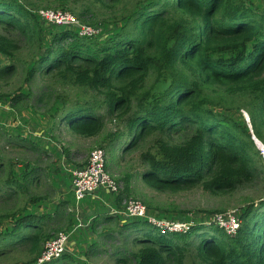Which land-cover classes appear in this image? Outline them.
Segmentation results:
<instances>
[{"label": "trees", "instance_id": "trees-1", "mask_svg": "<svg viewBox=\"0 0 264 264\" xmlns=\"http://www.w3.org/2000/svg\"><path fill=\"white\" fill-rule=\"evenodd\" d=\"M41 5L110 32L81 37L74 27L46 25L34 12ZM0 60V102L31 99L34 110L53 111L52 137L63 127L97 139L106 170L108 162L121 165L123 190L109 192L118 206L132 195L136 176L158 192L198 188L214 195L264 172L247 124L225 113L245 109L264 145V11L246 0H0ZM21 147L25 162L0 163V264H37L45 243L74 222L64 202L53 214L32 211L53 191L54 160L42 167L48 150ZM135 161L142 170L134 175ZM237 217L239 227L228 235L203 223L186 233L160 232L146 220L122 224L106 215L103 225L115 228L102 237L120 242L108 256L115 264H264V197ZM97 244L84 256H99ZM45 264L74 261L63 254Z\"/></svg>", "mask_w": 264, "mask_h": 264}, {"label": "rangeland", "instance_id": "rangeland-1", "mask_svg": "<svg viewBox=\"0 0 264 264\" xmlns=\"http://www.w3.org/2000/svg\"><path fill=\"white\" fill-rule=\"evenodd\" d=\"M246 3L262 12L264 11V0H246ZM34 10L35 14L38 16V20H41L46 25L54 24L48 22L44 18V15L54 11L70 13L75 20V23L72 24L71 27L76 28L81 37L86 36L81 35V32L86 28H89L92 31V36L94 37L103 36L110 32L104 24L96 23L94 26L80 24L79 19L75 14L68 10L45 5L34 8ZM48 30L51 31L53 29L49 28ZM2 62L3 60H0V64H2ZM38 87L39 84L34 83L29 88L32 91H36ZM22 93L27 96L28 91L26 88ZM70 94L72 96V93ZM23 100H25L26 103L22 102ZM237 105L239 104H236V106ZM34 109L31 99H22L20 102H17L15 106L12 105L10 99H3L0 102V163H10V159L13 160V162H11L13 164H15L14 161H20V164L25 162L27 159L22 151L24 148L21 146H25V148L38 146L44 147L48 150L47 152L50 153L49 158L47 159L46 157H43L40 165L45 167L48 161L53 157L54 163L48 172L49 182L53 185V191H50L49 200L33 205L32 211L37 214H53L60 203L64 202L67 204L69 211L74 213V222L68 232H66L69 234V243L66 246V252L64 254H69L72 257L74 264H115L114 261L116 259H109L108 256L111 252V247L114 245H120V242H111V240L102 237L103 233L115 228V223L103 225V217L107 214L110 216H117L122 224L125 223V221L138 222L142 219L146 220L149 225L146 218H138V216L131 218L130 216L125 215L124 217V215H122L129 200L140 201L147 210L146 214L148 217L155 218L156 220H164L167 225L171 224V228L182 230L174 232L186 233L187 226H189L190 230V228H193L199 223L207 225L215 214H224L231 210L233 212L235 211L236 216H238L239 212H242L245 207L251 203H258V201L264 197V175H262L264 172L261 173L260 170L261 177H257L254 182L238 188L233 192L214 195L203 192L198 188L175 193L169 191L158 192L150 189L136 176L131 181V186L133 188L132 195L123 199L118 206L116 200L124 187V184L120 181V178L122 177L120 169L121 165L116 166L115 164L108 162L107 165L110 166V169L106 170L105 162L104 170L109 178L113 182H116L118 195L109 194L110 191H108L105 186L101 185L94 192H91V194L87 193L81 200L76 201L71 188V172L74 168L83 166L88 162L90 153L98 148L96 144L97 139L75 137L63 127L53 129L54 137H52L50 131L54 121L53 117L50 116V113L53 111H46L45 109L37 111ZM225 111V113L236 122L244 125L247 124L249 130H251L250 120L249 123L246 122L249 116L245 109L233 108L229 110L225 109ZM107 125H109V127L111 126L110 123H107ZM251 133L253 134V132ZM252 138H254V141H259L254 134L252 135ZM10 139L16 141L20 139L18 143L20 146L10 145L8 143ZM259 142V146L257 147L261 153L259 148L264 150V145L261 141ZM120 152L121 150H119L117 154H120ZM259 156L264 164L263 154H260ZM106 158L107 156L105 153V160ZM117 162L119 163L120 161ZM20 166L21 165L18 167ZM130 166L131 172L134 175L137 174L139 170H142V166L136 161L133 163L131 162ZM44 182L46 185L43 189L49 188L48 185H50V183L47 181V178L42 177V183ZM138 195H144L145 200L151 204L152 208L145 206L144 204L146 201ZM114 209L117 211L119 210L120 213L112 214V210ZM94 221H96V223L101 221V223L96 224ZM79 222L83 225L81 227H75V223L78 224ZM183 223L187 225L185 226ZM91 227H95V230L93 231ZM159 229L163 230V228ZM144 230L148 232L153 231V233L157 234L147 225L144 227ZM200 230L208 229H199V231ZM96 241L98 242L96 247L99 250V256L93 258L85 257L84 255L87 251V247ZM128 247L130 246L128 245L127 248ZM104 251L108 252L104 253ZM129 264L134 263L130 262Z\"/></svg>", "mask_w": 264, "mask_h": 264}, {"label": "built area", "instance_id": "built-area-1", "mask_svg": "<svg viewBox=\"0 0 264 264\" xmlns=\"http://www.w3.org/2000/svg\"><path fill=\"white\" fill-rule=\"evenodd\" d=\"M44 18L55 26H71L75 23V20L70 13L54 11L44 15ZM81 35L92 36V31L89 28H86L81 32ZM261 152L264 156V150ZM104 163L105 154L99 149H94L90 153L89 160L85 165L76 167L72 170L71 188L76 201L81 200L88 192H94L101 185L105 186L108 191H117L116 184L109 178L104 170ZM146 211L147 210L140 201L129 200L122 215H124V217L127 215L131 218L134 216H138V218H146L148 223L157 227V230L160 232L182 231L171 228V224L167 225L164 220H156L155 218L148 217ZM119 213V211L112 210V214ZM208 223L223 229L228 235L235 234L239 227V219L236 216L235 211L233 212L231 210L224 214H215ZM183 224L185 226L187 225L185 223ZM82 225L83 224L79 222L76 227H81ZM187 227L186 231L189 230V226ZM159 228H163V230H160ZM68 243L69 234L59 233L54 236L51 240L45 243L44 250L38 259L37 264L48 263L60 258L66 252L65 249Z\"/></svg>", "mask_w": 264, "mask_h": 264}, {"label": "clouds", "instance_id": "clouds-1", "mask_svg": "<svg viewBox=\"0 0 264 264\" xmlns=\"http://www.w3.org/2000/svg\"><path fill=\"white\" fill-rule=\"evenodd\" d=\"M246 122H248L249 123V118H247V121ZM250 131V133L252 132L251 130H249ZM251 135H253L252 133H251ZM260 143V142H259ZM256 145V144H255ZM256 147H257V145H256ZM257 149H258V147H257ZM260 150H262L261 148H259ZM261 155H262V153H261ZM263 157V156H262Z\"/></svg>", "mask_w": 264, "mask_h": 264}, {"label": "water", "instance_id": "water-1", "mask_svg": "<svg viewBox=\"0 0 264 264\" xmlns=\"http://www.w3.org/2000/svg\"><path fill=\"white\" fill-rule=\"evenodd\" d=\"M252 140L254 141V138H252ZM259 141H254V143L257 145V146H259V143H258ZM88 194H91V192H88Z\"/></svg>", "mask_w": 264, "mask_h": 264}, {"label": "crops", "instance_id": "crops-1", "mask_svg": "<svg viewBox=\"0 0 264 264\" xmlns=\"http://www.w3.org/2000/svg\"><path fill=\"white\" fill-rule=\"evenodd\" d=\"M94 198V197H93ZM107 215H109V214H107ZM95 223H96V221H94Z\"/></svg>", "mask_w": 264, "mask_h": 264}, {"label": "bare ground", "instance_id": "bare-ground-1", "mask_svg": "<svg viewBox=\"0 0 264 264\" xmlns=\"http://www.w3.org/2000/svg\"><path fill=\"white\" fill-rule=\"evenodd\" d=\"M260 151H262V150H260ZM262 153V152H261Z\"/></svg>", "mask_w": 264, "mask_h": 264}]
</instances>
